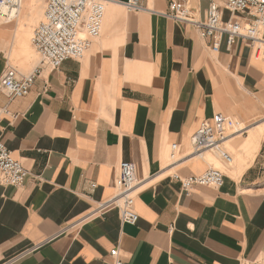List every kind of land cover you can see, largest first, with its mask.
Here are the masks:
<instances>
[{
	"label": "crops",
	"instance_id": "crops-1",
	"mask_svg": "<svg viewBox=\"0 0 264 264\" xmlns=\"http://www.w3.org/2000/svg\"><path fill=\"white\" fill-rule=\"evenodd\" d=\"M129 1L109 0L106 34L81 59L45 68L28 96L0 86V138L29 169L21 186L0 183V264L112 263L114 247L124 264H264V140L250 158L239 137L229 139L241 165L221 187L189 194L171 174L204 173L212 151L167 159L173 143L191 147L205 120L230 116L248 133L245 123L264 115V60L249 42L203 38L170 4L183 1L197 21L212 2L224 21L249 15H233L228 0H136L138 11ZM46 5L22 0L15 18L0 17V79L8 67L26 75L40 64L25 73L11 62ZM122 161L141 181L135 224L117 207L98 210L117 192Z\"/></svg>",
	"mask_w": 264,
	"mask_h": 264
},
{
	"label": "built area",
	"instance_id": "built-area-1",
	"mask_svg": "<svg viewBox=\"0 0 264 264\" xmlns=\"http://www.w3.org/2000/svg\"><path fill=\"white\" fill-rule=\"evenodd\" d=\"M108 0H47L43 20L34 29L32 42L41 56L40 64L30 73L23 75L15 67H8L0 79V86L10 98L28 96L37 78L45 68L59 69L69 59H81L92 46L93 40L102 33ZM22 0H0V17L13 19L18 14ZM130 11H138L142 6L136 0L127 3ZM227 7L232 14L246 12L250 20L242 24L233 19H222L221 6L212 2L207 10V18L197 21L183 1L170 4V15L175 19L196 24L203 38H212L218 43L226 36L229 47L238 40L245 39L253 49L255 57L264 60V0H228ZM16 10L13 16L9 12ZM247 129L230 116L219 114L213 122L205 120L191 137V147L183 151L179 143L171 145V163L207 151H216L223 161L230 164L233 156L225 146L234 135H243ZM264 170V162L262 165ZM29 169L16 159L0 138V183L9 186H21L27 179ZM172 177L179 180L182 189L189 194L196 185L221 187L224 184L223 169L211 166L200 175L182 177L173 172ZM93 187L96 185L93 184ZM117 192L106 202L100 203L98 210L109 206L117 207L124 223H137L139 214L135 208L137 195L141 192V181L135 176V166L130 161H122L116 180ZM112 263L124 264L120 250L114 247L110 251Z\"/></svg>",
	"mask_w": 264,
	"mask_h": 264
},
{
	"label": "rangeland",
	"instance_id": "rangeland-1",
	"mask_svg": "<svg viewBox=\"0 0 264 264\" xmlns=\"http://www.w3.org/2000/svg\"><path fill=\"white\" fill-rule=\"evenodd\" d=\"M107 5H108V3H107ZM126 11H127V9H126ZM107 18H108V13H107ZM105 27H106V25H105ZM33 32H34L33 29H31V31L28 34H25L26 38L28 39L27 44H25L24 42H21L18 39V44H17L18 47L15 49L14 53L12 54V62H11L12 65L18 67L20 70H22L25 73H28L29 71H31L32 68L36 65V63H38V61L40 60V54L38 53L37 49L35 48V46L33 45V42H32ZM105 32H106V29L104 28L102 35L106 34ZM96 39H100V38L97 37ZM31 50L34 51L35 53L34 54L30 53ZM258 98L260 99V101L264 105V95L261 94L258 96ZM263 122H264V115H262L259 118H256L251 123H245V124L249 128H251V127H253L259 123H263ZM241 126H244V125L241 124ZM249 132L246 134H243V135H234V137L235 138L239 137V139H241V142L244 143L247 135H249ZM234 137H231V138H234ZM262 140H264V134H263ZM225 146L227 147V149L231 152V154L233 156V162L231 164H225L222 161L221 156L220 157H217L216 155L214 156L213 151L207 155V160L212 166L219 167V168L223 169L224 172H226V173H231V171H234V169L236 167L241 165L240 159H241L242 151L238 150V147L234 146L233 142H227L225 144ZM243 150H244V147H243ZM244 152H245V150H244ZM245 154H247V153L245 152ZM169 155H170V153L167 155L168 160H169ZM262 186H264V181L262 182Z\"/></svg>",
	"mask_w": 264,
	"mask_h": 264
},
{
	"label": "bare ground",
	"instance_id": "bare-ground-1",
	"mask_svg": "<svg viewBox=\"0 0 264 264\" xmlns=\"http://www.w3.org/2000/svg\"><path fill=\"white\" fill-rule=\"evenodd\" d=\"M107 3H109V0L107 1ZM4 12H9L13 16L16 14V10L15 9L13 11H9L7 8H5L4 9ZM107 13H108V18H109V13H110L109 12V8H108ZM18 39L21 42H24L25 44L28 43V41H27L28 39L26 38L25 35H18L17 44H18ZM30 53H33L34 54L35 52L31 50ZM249 131H250L249 132V135L247 136V138H246V140H245V142L243 144V147H244L245 152L247 153L246 155L248 157H250V158H253V157H255V153L257 152L256 151L254 153V151L255 150H258L259 147H260V145H261L262 137H263V134H264V122L257 124L256 126H254L253 128H251V130H249ZM213 153H214V156L216 155L217 157H220V154L218 152L214 151ZM241 159H243V158H241ZM236 175H238V174H236Z\"/></svg>",
	"mask_w": 264,
	"mask_h": 264
}]
</instances>
